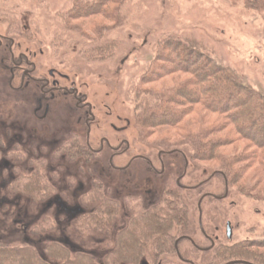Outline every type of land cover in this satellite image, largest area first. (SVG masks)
Wrapping results in <instances>:
<instances>
[{
	"label": "rangeland",
	"instance_id": "1",
	"mask_svg": "<svg viewBox=\"0 0 264 264\" xmlns=\"http://www.w3.org/2000/svg\"><path fill=\"white\" fill-rule=\"evenodd\" d=\"M79 1L82 11L72 12L74 3L71 0H0V40L4 42V47L0 49V111L4 113V119H0V150L3 151L0 167L4 163L9 165L7 172L1 167V185L19 174L12 165L23 164L28 169L33 168L29 159L19 160L6 153L15 148V136L25 138L28 142H19L27 158L49 157L47 167L53 168L58 176L50 171L52 174L49 177L55 180L58 187L52 199L59 202L55 205L43 203L45 201L35 202L18 191L0 188L3 199H7V194L10 196V207L0 208V236L4 240L3 245L11 246L28 239L41 244V250L45 247L44 241L53 237L62 245L70 244L77 258L82 256L79 255L81 253L91 252L103 263L107 253L116 247L118 232L126 226L128 212L121 205L110 231L100 232L99 236H84L76 229L75 221L88 203L86 201L83 205L79 201L80 191L76 184L68 182L69 178L73 173L75 177H100L112 188L110 195L113 194L120 204L126 194L143 193L145 189L153 191L151 200L158 202L165 187L166 175L159 177L142 160L135 161L133 168L126 173L112 170L109 161L115 156L116 149L125 141L130 143V152L114 159L116 167H122L133 157L141 155L142 158L153 159L157 171H160L157 157L161 150H166L161 145L164 139L169 137L171 142L183 144L187 135L183 132L188 128L197 131L215 126L222 121V116L209 112L199 103L190 106L184 97L174 96V103H164L160 108L171 112L172 116L184 113L177 125H170V116L165 120L160 119L161 124L156 119L160 128L142 130L138 122L139 106L135 88L140 86L143 91H163L182 86L192 78L202 80L203 73L199 69L201 58L196 60L185 54L184 50L164 43L168 37L185 34L192 38L196 50L201 47L206 55L220 65L233 69L246 84L264 94V12L251 10L248 0H131L124 7L127 15L125 21L119 22L109 19L104 13L91 15L86 7L91 9V6L98 4L97 0ZM117 1L107 0L109 7L103 10L116 9ZM96 27L102 29L103 36H98L92 30ZM80 28L84 31L82 34ZM96 41L115 44L112 53L102 57L93 55L88 45ZM12 43H15L13 49L17 56L23 52L28 54L30 61L35 58L40 77L49 79L50 73L54 72L63 88H77L87 98L96 116L90 136L86 123L88 111L81 110L76 99L67 96L64 90L53 98L50 95L45 97L43 104H40L43 94L38 84L31 82L25 92L10 90L8 83L13 65L9 62V49ZM178 50L185 56L177 72L168 75L171 71L161 69L162 79L158 82L141 83L148 79L146 75L154 66H171L169 57H175ZM221 79L219 77L215 82ZM15 85H19V82L16 81ZM186 88L200 92L195 86ZM207 94L212 96L213 92L207 91ZM236 103L231 105L235 108ZM46 104L50 106L51 118L44 123L39 122L40 117L47 115ZM5 106L6 110L3 109ZM247 109L243 110V119L248 117L246 111L251 110V106ZM154 111L158 112L159 109ZM243 119L236 121L238 126ZM224 126L226 129L214 137L230 142L218 148L216 155L249 154L254 149L250 139H239L237 135L229 137L234 132V126ZM88 138L94 152L86 157L76 154L77 150L86 146ZM34 142H37L36 155L30 149ZM69 144L75 153L66 150ZM172 158L180 162V169L173 175L176 179L183 172L184 162L180 154ZM212 158L206 161L189 160L188 176L183 180L186 185L201 186L194 193L191 207V218L196 229L199 225L198 201L204 198V194L222 196L225 193V182L219 171L222 164L215 157ZM235 168L241 169L244 175L232 186L231 196L224 201L208 197L203 200V227L211 236L219 234V244L225 246L242 241L264 242L263 170L259 164L251 165L240 160ZM249 182L255 187L246 193L244 190ZM46 215L57 217L54 228L51 229L49 225L39 230L35 228V224L40 223ZM10 217L20 222L29 221L34 229L29 235H23L10 224ZM228 222L233 226L232 241L226 238ZM196 234V242L202 248L209 247L200 229L196 230ZM180 250L197 264L207 263L212 256L211 251L208 254L199 252L186 241L181 244ZM259 251L263 252L264 247ZM170 260L175 262L176 258Z\"/></svg>",
	"mask_w": 264,
	"mask_h": 264
},
{
	"label": "trees",
	"instance_id": "2",
	"mask_svg": "<svg viewBox=\"0 0 264 264\" xmlns=\"http://www.w3.org/2000/svg\"><path fill=\"white\" fill-rule=\"evenodd\" d=\"M106 1L107 0H97V5L91 6V9L86 7V9L89 13L91 12V15L104 13L109 19L112 18L115 21L119 20V22H124L127 16L124 7L131 0H118V7L116 9L104 11V7L105 9L109 7L106 5ZM71 2L74 3L72 12L82 11L79 0H71ZM248 4L251 10L258 13L264 12V0H248ZM67 19H69V17L66 18V22ZM81 29L82 28L79 30L82 34L84 31ZM92 30L96 32L98 36L103 33L102 29L98 27ZM165 40L164 43L168 44V46L182 51L184 50L185 54L193 56L196 60L202 59V64L199 67L201 73H203V76L200 78L202 80L192 78L187 80L182 86H176L171 90L163 91H143L140 86L135 88V95L139 106V127L142 128V130L160 128L161 125H158L162 123L160 119L165 120L170 116L172 117L170 125L172 127L176 126L180 119L179 117L181 115L183 116L184 113H181L180 116L177 114L172 116V114H170L171 112L160 108L164 103H174V96L184 97L186 103L190 106L199 103L209 112L221 115L222 121L215 126L210 125L207 128L202 126L203 128L197 129V131H192L188 128L184 131L183 133L187 135L183 144L171 142L168 137L167 140L164 139L161 145L166 151H173L174 153L182 151L190 161H206L213 159L212 157L218 159L222 164V167L219 169L221 172L220 174L225 176L231 193L232 186H235L244 175L241 169L235 168L237 161H246L251 165L259 164L264 173V94L246 84L233 69L220 65L214 58L206 55L202 52L203 49L201 47L196 50L191 37L181 34L175 37H168ZM88 46L93 55L102 57L112 53L115 44L110 41H96L91 42ZM179 50L176 52L175 57H169L171 66H154L152 71L146 75L148 79L145 80L143 78L144 80H142L141 83L148 84L158 82L159 79H162L159 72L161 69L165 71L168 69V71H171L168 75L177 72L185 56V54H181ZM198 50H201V52ZM159 60L160 59H158V61ZM219 77L222 79L215 82ZM217 84L219 86H217ZM190 86L197 87L200 92L186 88ZM207 91H212V96H209ZM233 102H237L235 108L231 105ZM249 105L251 106V110L246 111L248 117L243 119V110H248L247 108ZM6 107L7 106L3 109L6 110ZM156 109H159V111L155 112L154 110ZM3 114H1L0 111L1 120L4 119ZM156 119H158V124L156 123ZM240 119L243 120L241 121V125L238 126L236 121ZM225 124L226 126H234V132L231 133L229 137L237 135L239 139L245 137L253 141L254 149L249 154L232 156L216 155V153L219 152L218 148L227 144L226 142H230L214 137L215 134L226 129L224 126ZM8 131L9 130H6V132ZM146 132H143V134ZM14 139V152L10 150L6 152L7 155L11 154L19 160L29 159L33 168L28 169V166H23V164L12 165L19 174L10 177V180H8V182L6 181L7 183H4V185H1L2 180L0 176L1 190L5 189L8 191L11 189L12 191H18L22 196H27L35 202L45 201L43 203L47 202L54 205L59 203L57 199H52V195L57 191L58 187L55 180L50 178L49 175L53 173L54 176H58L53 168L47 167L49 157H47V155H42L41 157L36 156L37 158L33 156L27 158L26 151L24 152L20 146V139L16 136ZM23 140L28 142L25 138ZM35 143L37 142H34L30 148L33 155H36L34 150L37 149V144L35 145ZM70 146L69 144L66 150L70 153H75L76 151L74 152ZM77 151L78 153L76 152V154L84 157L89 156V150L85 147H81V149ZM1 155H3L2 150H0V157ZM7 164L4 163V165H1L5 172L8 171L9 165ZM2 169L0 172H2ZM50 171H52V173ZM68 182L76 184L78 188L77 178L74 176V173L73 176L69 178ZM88 182L91 184V187L87 188L86 180L83 179V189L80 191L78 188L80 191L78 196L79 201H82L83 205L86 201L88 204L85 205V209H81L82 211L75 221V226L79 232L84 233V236H99L100 232L110 231V227L113 225V219L121 209V204L118 199L107 194L100 181L89 178ZM254 187V184L249 182L244 191L250 193ZM62 192L64 193L65 191L63 190ZM194 193H197V191H186L177 187L175 179L172 177L166 183L159 201L153 203L145 210L142 208L139 198L130 200L127 204L128 216L126 218V226L124 229L122 228L121 232H118L116 247L107 253L106 260L103 263H100L96 254L91 252L81 253L79 255L82 256L77 258V253H73V247L70 244L62 245L58 243L57 240L53 239V237L47 238L44 241L43 246L45 247L42 248L43 250L45 249L44 252L40 249L41 244L33 240H28L27 236H24L27 240L23 243L11 244V246L3 245L4 240L0 236V264H188L177 257L175 243L178 239H181V246V244L186 241V237L196 241V230H199L200 227L197 225L196 229L195 222L191 218ZM6 197L8 200L3 199L0 194V208L1 206H8L10 196L7 194ZM67 197L69 196L67 195ZM66 210L67 209L64 211ZM56 223L57 217L54 218L53 215H46L42 218L40 223L35 224V228L39 230L40 227L46 228L49 225L52 229ZM10 224L17 227L23 235H29L31 230L34 229V226L29 221L27 223L24 221L20 222L11 217ZM180 246L179 252L182 257L190 260L181 252ZM263 247L264 242L258 241H242L227 246L218 243L216 248L211 250V259L205 264H226L231 261H246L251 264H264V251H259V249ZM208 253L209 252H206V254ZM171 257L176 258L175 262L170 260L172 259ZM191 261L197 264L194 259ZM200 264H204V262Z\"/></svg>",
	"mask_w": 264,
	"mask_h": 264
},
{
	"label": "flooded vegetation",
	"instance_id": "3",
	"mask_svg": "<svg viewBox=\"0 0 264 264\" xmlns=\"http://www.w3.org/2000/svg\"><path fill=\"white\" fill-rule=\"evenodd\" d=\"M6 40V39H5ZM7 41V40H6ZM13 42V41H12ZM12 47L9 49V53H10V59L9 62L11 63V65H13L12 69L10 70L11 72V79L10 82L8 83V86L10 88V90L12 92H25V90L29 89L30 87V83H34V84H38L40 85V90L42 92V98L40 99L41 102L40 104L46 101L47 96H51L52 98L55 96L56 93H60L62 90H64V92L66 93L67 96H71L74 97L77 101V106L81 109V110H87V114H88V118L86 119V123L88 125L89 128V132H88V136L91 135V126L92 124H94L96 122V116L94 115V108L93 106L88 102L87 98L79 91V89L77 88H71L70 90L67 88H63V86L61 85L60 81L56 79V74L54 72L50 73V78L48 79H44L42 77H40V75H38L37 70H38V65L36 64V60L35 58H33L32 61H30L28 54L21 52L18 56L15 54L14 52V46L15 43H12ZM4 47V42L0 40V49H2ZM18 81L19 85H15V82ZM46 116H42V118L40 117L38 119L39 122H46L51 118V112H50V106L46 104ZM20 140L23 141V138H21ZM124 145H121L120 147H118L116 149V154L114 157H112L109 161V164L112 168V170L118 171V172H122V173H126L128 171H130L133 168L134 162L138 161V160H142L145 161L147 164V168H149L150 171H152L153 173H155L156 175H158L159 177H164L165 175V182L164 185L166 186V183L173 177L174 174L177 173V171L180 169V162L178 159L172 158V156L176 155V154H180L182 156L183 162H184V166H183V172L182 174H180L178 177H176L175 182L177 187H179L180 189L186 190V191H198L200 190V187H194V186H189L183 183V180L188 176V169H189V159L188 157L181 152L178 153H174L173 151H166V150H161L162 152H160L159 157H157V161L160 163L161 166V170L157 171L156 169V165L154 164V160L151 158H142L140 157L141 155L135 156L133 157L130 161H128L127 163H125L124 166L122 167H116L114 165V159L118 156H124L126 155L128 152H130L131 148H130V143L125 141L124 143H122ZM125 146V147H124ZM87 150H89V154L93 153V149L90 145V141L89 138L86 141V146H84ZM168 172V173H167ZM167 173V174H166ZM224 179V185H225V193L222 196L219 195H214V194H204V198L200 199L198 201V210L199 209V205L200 208L202 210V204H203V200L207 197H211L217 201H224L226 200L229 196H231L230 193V189L228 186V182L225 178V176L221 175ZM77 178V182H78V188L80 189V191L83 189L84 186H82L81 184H83V179L86 180V183H88L89 178H94L97 181L102 182L103 187L105 188V191L107 192V194L110 195V191H111V187L108 186V184L104 183L100 177H87L86 175H82V176H76ZM138 179V178H137ZM135 179L136 182H138V180ZM91 187V184L89 183L87 185V188ZM165 188V187H164ZM163 188V189H164ZM163 192V190H162ZM129 193L126 194L124 196V200L123 202H121V205H123L126 210H128V202L130 200H132L133 198H139L140 199V203L142 208H144V210L151 206L153 202L152 199V195H153V191L145 189V192L143 193ZM113 196V194H111ZM151 200V201H150ZM128 212V211H127ZM200 213V212H199ZM203 213V210H202ZM203 217V216H202ZM199 218H200V214H199ZM231 224V222H228ZM228 223L226 226V238L228 239L227 236V230H228ZM126 225V224H125ZM202 226H203V222H202ZM199 227H200V232L202 233V235L204 236L205 240L209 242V247L207 248H202L200 245H198L196 243V241H194L193 239L186 237L185 240L188 241L189 243H191V245L198 250L199 252H209L212 249L216 248V246L218 245V243L221 240L220 235H216L213 234L215 236H211L209 234H207L204 230L203 227V231L201 229L200 223H199ZM231 229H232V239H229L230 241L233 240V226L231 224ZM180 241L181 239H178L175 243V248L177 251V257L188 264H194L191 260H187L184 259L181 255V253L179 252V246H180ZM178 243V245H176ZM208 249V250H207Z\"/></svg>",
	"mask_w": 264,
	"mask_h": 264
},
{
	"label": "water",
	"instance_id": "4",
	"mask_svg": "<svg viewBox=\"0 0 264 264\" xmlns=\"http://www.w3.org/2000/svg\"><path fill=\"white\" fill-rule=\"evenodd\" d=\"M199 214H200V218H199V223H200V226H201V229L203 231V226H202V216H203V213H202V210L200 208V205H199ZM227 236H228V239H232V229H231V224L228 223V230H227ZM179 242H177L176 245H178ZM208 250V249H207ZM226 264H251L249 262H246V261H231V262H228Z\"/></svg>",
	"mask_w": 264,
	"mask_h": 264
}]
</instances>
